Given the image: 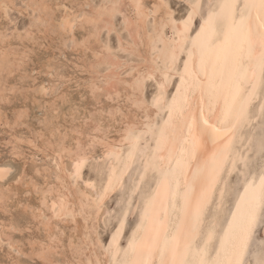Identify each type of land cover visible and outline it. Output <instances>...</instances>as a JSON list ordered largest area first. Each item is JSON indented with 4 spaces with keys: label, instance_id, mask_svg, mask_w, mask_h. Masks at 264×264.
<instances>
[{
    "label": "snow or ice",
    "instance_id": "obj_1",
    "mask_svg": "<svg viewBox=\"0 0 264 264\" xmlns=\"http://www.w3.org/2000/svg\"><path fill=\"white\" fill-rule=\"evenodd\" d=\"M167 7L165 0L151 5L105 0L96 16L84 18L91 25L104 24L88 39L99 38L101 31L115 39L102 41L106 55H97L88 79L78 83L83 89L79 99L60 97L68 105L64 118L70 123L53 133L55 142L48 144L52 167H45L44 183L31 181L39 207L27 209L56 241L54 232L63 235L59 225L88 224L93 209L111 193L120 194L115 213L120 227L107 247L95 226L75 243L69 237L73 264H82L78 258L88 248L93 255L99 250L114 257V264H240L260 219L264 164L250 173L249 153L264 161V0L209 3L207 19L199 31L192 29L195 36L188 21L181 30L163 17ZM192 8L203 18L205 5ZM157 14L160 21L154 23ZM59 27L70 32L76 24L64 19ZM88 39L71 42L87 47ZM124 69L130 82L121 74ZM157 74L158 91L149 99L145 84ZM45 75L49 82L37 89L42 96L56 93L64 79L54 59ZM23 117L21 112L17 120ZM206 145H211L207 155ZM228 160L234 170L243 166L244 191L230 218L218 223L222 208L217 202L206 221L216 177ZM93 172L99 182L90 179ZM205 174L206 185L194 191ZM35 175L41 176L39 169ZM129 215L139 222L127 247H121V232L127 236L125 229L132 226ZM253 257L264 264V241Z\"/></svg>",
    "mask_w": 264,
    "mask_h": 264
},
{
    "label": "clouds",
    "instance_id": "obj_2",
    "mask_svg": "<svg viewBox=\"0 0 264 264\" xmlns=\"http://www.w3.org/2000/svg\"><path fill=\"white\" fill-rule=\"evenodd\" d=\"M86 2L87 0H85V3ZM104 2L105 0H100V4L91 9L90 12L77 13L71 5L79 3V0H20L22 14L27 12L32 13L29 17L30 22L21 29L20 34L17 36V39L23 47L21 53L23 60L21 61L20 67L24 68L32 63V57L36 55L37 51H45L47 55L44 57L41 64V69L38 73H34L36 75H45L50 60L54 59L57 64L71 54L73 58L78 61L76 68L79 82L88 79V70L91 64L96 60L97 55L100 57L106 55L103 50L102 41L105 39L114 41L115 39L114 34L109 36L104 31L100 32L99 38L92 37L88 39L92 32L103 29L104 24L103 22H100L96 25H91L88 24L84 18L96 16L97 8H99ZM3 4L4 0H0V11L6 13L7 10L3 8ZM30 5H39L42 7L30 8ZM65 5H69V7H65ZM6 18V15L0 17V21H3ZM64 19L74 21L76 26L82 23L88 25L90 30L87 35L80 40H76L79 42L88 39L87 47L74 46L71 42L74 37L71 40L66 39V37L71 36L76 27L70 32L61 30L59 22ZM50 31L58 32L62 35V38H64L63 42L55 49L46 47V40ZM10 40L11 37L6 36L4 32H0V47L7 45ZM113 47H115V44H113ZM3 59L4 52L0 51V62H2ZM128 71V69H124L121 74L125 80L130 82L131 77L128 75ZM159 82L160 79L158 74L156 79L146 82L145 96L147 98L149 95L158 91L156 85ZM79 89L81 92L83 91L82 88ZM127 91L131 93L132 89L128 88ZM5 102L4 90L0 87V104ZM101 103L106 102L101 100ZM89 110H91V107ZM7 123L6 114L3 111H0V127L6 126ZM18 123L19 120L11 126L15 127ZM13 139H15V137H13ZM19 143H23V141H17L16 144H10L11 151L9 154L12 157L11 161L0 163V212L3 213L10 211V205H12L14 201H16V207H22L17 200V193L14 190L21 185L26 190L31 189V181H33L31 177H25L24 170L28 165V161L24 159L22 151L17 148V144ZM210 149L211 145H206L203 148L205 155H207V152ZM97 158L99 159V156ZM17 161L22 163L19 172L15 166ZM241 167L243 166L238 164L234 170L233 164L230 160L224 163L223 168L216 177L213 198L212 201H210L205 214V220L212 218L215 214L217 202L221 204L222 208V215L217 216V220L220 223H223L225 219L230 218V211L234 208L235 202L239 199L241 188L243 189V187L240 186V181L242 180L240 175ZM90 179L99 182L100 178L95 172H93L91 173ZM206 182L207 174L200 178L194 191H199L202 186L206 185ZM221 193L224 194L223 198H221ZM118 195L120 194L118 193ZM9 197H11V199ZM116 209L114 210L115 213ZM259 215L260 219L258 220L254 233L248 242L240 264H256V260L253 257V251L260 241H264V208L260 210ZM101 216H104L103 212H98L96 209H93V214L89 220L95 226L97 232L101 230ZM87 225L88 224H84L83 235L85 234V230L89 229ZM112 227H115V224H113ZM23 231L24 230L19 227L5 229L0 225V264H73V261L69 259L72 252L70 244L65 247L61 242V238L64 235L63 232V235H60L56 241L50 240L48 233L46 232L48 237L47 242L43 240L21 242L14 240L13 237L8 234L11 232H19L23 234ZM25 243L27 244V249L25 248Z\"/></svg>",
    "mask_w": 264,
    "mask_h": 264
},
{
    "label": "rangeland",
    "instance_id": "obj_3",
    "mask_svg": "<svg viewBox=\"0 0 264 264\" xmlns=\"http://www.w3.org/2000/svg\"><path fill=\"white\" fill-rule=\"evenodd\" d=\"M87 1H89V0H87ZM153 1H155V0H146V3L151 5V4H153ZM203 1L204 0H200V4H202ZM90 2L89 3L87 2V4H86L84 0H79V3L73 4L71 6H73L72 8H74L77 13H80V12H90L91 9L95 8L97 5L100 4L99 0H90ZM165 2L167 3L168 7L173 11V17L177 21L178 20H182V18H184L185 16H187L189 14L188 11H190L189 10L190 6H189V4H185V2L186 3L188 2V0L187 1L186 0H183V1L182 0H178V1L177 0H165ZM14 3H16V6L13 4V7L11 6L10 8H7L8 10L6 9L7 11L13 10V12H10V11L7 12L6 11V13H5L4 11H2V12L0 11V17L2 15H4V14L6 15V17L8 16L3 21H0V28H1L0 32H4L6 36L12 38V40H10L7 45H5L3 47H0V49H1L0 51L4 50L3 52H6V54L8 56V59L10 60V63L15 60V59L12 58L13 56L17 57L16 60L13 62V64L12 65L10 64V66H12L11 70L14 71V72L16 71V73L10 72L11 76H10L9 72H4L3 74H1L2 72L0 73L2 75V76L0 75L1 76L0 77V79H1L0 80V87H3V90L6 92V93H4V98H5L6 102L3 103V104H0V111H3L6 114V120L8 122L7 123L8 125L6 124L7 126L0 127V163L11 161L12 157L9 154L10 153V151H9L10 144H16L15 142H17L19 140L20 141L21 140L24 141V139H25V141H26L28 139L26 141L28 144H26V142H23V143H19L20 146L17 145V148L20 147L18 149L21 150L22 153L24 154V158H26L25 160L28 161V165H27V167L24 170L25 174H26L25 177L29 176L32 179L34 178V180L36 182H38L39 184H42V183H44V181L42 179V175H44V173H42V172L44 171V169H45L44 167L45 166L51 168L52 164H51L50 156L52 154L48 150L47 146H43L42 143L40 144L39 142H43V140L44 141L47 140L48 137H49L48 139L51 141L53 139V134L52 133L55 132V130H56V128L58 126L62 127L63 125L66 126L65 124L70 123V121L67 122L65 120V118H64V112L66 113L68 111V105L64 104V102L60 99V97H62L64 95H68L73 100H78L79 99L81 91L77 87V85L79 83L78 73H77V68H76V65H77L78 61L75 58H73V56L71 54H69L65 59H63L59 63H57V67L59 68L60 71L63 72V73L60 72V75L63 74V77L65 76L64 79L59 82L62 85V87H60L59 90L56 93H54V94H50L48 96L40 95L39 92L36 89H38L39 84H42V83H45V82H49V77L46 76V75H36L34 73H38L40 71L41 64H42V62L44 60V57L47 55V53L45 51H37L36 55L32 57V63L28 64L27 67H24V68L20 67L21 61L23 60V56L21 55V53L23 51V47H22L20 41L16 37L18 36V33L20 34L21 29H23L24 26L27 23L30 22L29 17L32 15V13L31 12H27V13L22 14V8L19 9L21 7L20 0H16V1L14 0ZM91 4H92V7L90 6ZM181 4L182 5L184 4V6H182ZM66 6L69 7V5H65V7ZM30 8H35V6H32ZM185 10H186V12H183ZM175 11L178 12V13H176ZM9 13H10V15H8ZM199 13H200V10H199ZM197 15L198 14L193 15L192 29L195 28L198 25V23H199L200 18H198ZM9 16H10L11 20L9 19ZM199 17H200V14H199ZM7 19H9V20H7ZM33 19H34V17H33ZM13 21H15V22H13ZM2 23L4 25H2ZM5 23H7V24H5ZM10 24H11V26H9ZM81 25H80V27L77 25L78 29L75 28L76 30H73L72 35L69 36L70 38L66 37V39L70 40V39H72L75 36L74 38L76 40H80L85 35H87L86 33H88V30H90L88 25L84 26V30H82ZM15 28H17V30ZM11 30H12V33H10ZM14 30H15V32H14ZM166 31H167V34L169 35L167 29H166ZM50 32H49L50 34H48V36H47L46 47H49L50 49H55L62 43L64 38L62 39V35L60 33H58V32H55L56 36L54 35V31H50ZM48 37H51V38L48 39ZM57 37H60V38H57ZM52 42H53V44H52ZM11 46H12L13 50L11 48L9 49V47H11ZM14 47L17 48V49H14ZM18 50H19V52H17ZM8 52H10L11 55ZM12 54H13V56H12ZM19 55H21V56H19ZM13 68L14 69L17 68V70H14ZM18 69H20V70H18ZM22 69H24V70H22ZM20 71H22V73ZM16 76H18V77H16ZM5 80H6V83H5ZM19 80H22V81H19ZM7 84L8 85L10 84L9 85L10 87H8V88H11V89L7 88ZM11 84L13 85V88L11 87L12 86ZM14 88H16V91H15ZM17 88H19V89H17ZM26 89L28 91H25ZM19 91H20L21 94H22V92H24V94L20 95ZM35 91H37V92H35ZM170 91H171V89H170ZM8 94H11V96L8 95ZM24 95H26V96H24ZM148 98L151 99V95H149ZM52 107H53V109H52ZM24 109H25V111H24ZM16 112H18V113L23 112L25 114H24V117H23L22 121L19 120V123L15 127H12L11 125L13 124V122L15 123L17 121L16 116L18 114ZM46 115H48V116H46ZM44 117H47V118H44ZM43 119H44V121H43ZM64 120H65V123L63 122ZM49 122H50V124H49ZM46 124H49L50 127H49V125H47V127H46ZM10 126H11L12 129L10 128ZM51 126L54 127V130H53L52 133H48L49 131L47 129H51ZM55 126H56V128H55ZM40 127H43V129L40 128ZM8 129H9V131H8ZM36 129H38V130H36ZM60 129H61L60 131L62 133L63 129L62 128H60ZM35 130L37 132H35ZM33 134L36 135V136L38 134L39 135L43 134L45 136L40 138L39 136L35 137ZM13 137H15V139H13ZM28 137H30V138H28ZM51 137H52V139H51ZM43 138H45V139H43ZM29 139H31L32 141L30 140L31 141L30 142ZM6 140L8 142L9 141H11V142L8 143ZM37 140L39 142H37ZM53 141L54 140H52V142ZM4 142H6V143L4 144ZM29 142H30V144H29ZM31 143H33V144H31ZM34 146H36V147L38 146V149H40L41 151L36 153L37 148H35ZM27 147H31V149L35 148L36 151L35 150H31L30 148H27ZM42 149L43 150L45 149L44 152H42ZM29 150H30V152H28ZM38 153H40V154H38ZM32 154H33V157H31ZM25 155H26V157H25ZM249 157H250L251 161L254 163V164L252 163L253 165L251 164L250 173H251V171L252 172H257L260 169L259 167H261L263 161H261L259 157H252L251 153H249ZM45 160H47V161H45ZM33 161H34V163H33ZM15 166H16L18 172H19V169L22 167V163L20 161H17ZM33 167H35V168H33ZM36 167H37V169L40 168L41 176H37L35 174L34 175L32 174V173H34L33 171L37 170ZM52 176H53V173H52V175H51V173L48 174L50 182H54ZM87 177H88V173L85 172L84 173L85 181H86ZM242 179H243V177H242ZM28 190L29 189L26 190L22 185L19 188L14 190L18 194L17 195V200L22 205V207H17L18 208L17 209L16 208V201H14L13 204L10 205V211H8L7 213L0 212V225H2L5 229H8L10 227V225H12L14 227H19L20 229L25 230V231H23V234H21L19 232L8 233L9 235L12 234L11 236L13 237L14 240H18V241H21V242H26V241H29V240H42L40 238L45 236V234H43L44 232H43L42 226L41 227H37V224H38L37 220L35 221L32 218L31 212L28 211L27 208H26L27 206H28V208H37V207H39V204L37 202L38 201V196L33 191H31V189H30L31 192L28 191ZM119 198H120V196L118 195L117 192L111 193L110 196L107 198V200L105 202H103L104 204H102V206H104L105 209L102 206L100 207V209L103 210V211L101 210L100 212H103L104 216H101V218H100L101 219V229L102 230H99L97 232V234H99L101 240L103 242H105V247L107 246V242L110 239L111 234L115 231V229H116V227L118 225L117 217H116V214H115L114 210L117 208V201L119 200ZM30 206H32V207H30ZM133 209L135 210V205H133ZM12 212H14V213H12ZM1 218H3V219H1ZM32 219H33L34 222L32 221ZM208 219H211V218H208ZM127 220L130 221V222H133L132 223L133 226H131L130 228L126 227L125 231H127V233H128L127 236H125L123 231H122V234H121V237H120V241H119L120 244H121V247H122V244L124 245L126 243V240H127L126 238H128L130 230L134 227V225H135V223L137 221V216L129 215ZM35 222H37V223H35ZM5 224L6 225L8 224L9 227L5 226ZM113 224H115V227H112ZM38 226H40V225H38ZM66 226L67 225H65V226L64 225H60L59 226L60 230L64 233L63 238H61V242L64 243V245H66L65 247L68 246L69 237H70V233H71V230H72L71 227H73L74 225L72 226L71 224L70 225L68 224V226L67 227ZM71 235H73V231H72ZM75 235L76 234H74V236ZM25 248L27 249V244L26 243H25ZM70 257H71V255L69 256V258Z\"/></svg>",
    "mask_w": 264,
    "mask_h": 264
},
{
    "label": "bare ground",
    "instance_id": "obj_4",
    "mask_svg": "<svg viewBox=\"0 0 264 264\" xmlns=\"http://www.w3.org/2000/svg\"><path fill=\"white\" fill-rule=\"evenodd\" d=\"M16 1V0H15ZM85 1V0H84ZM100 1V0H99ZM178 1V0H177ZM183 1V0H182ZM187 1V0H186ZM206 0H204L203 1V3L202 4H204L205 5V8H204V16H203V18L201 17V15H200V17H199V9H197L195 12L193 11V8H192V5L193 4H200V0H188V2L186 3L185 2V4H189V10L190 11H188V13L190 14H192V16H191V19L189 20V14L187 15V16H185L184 18H182V20H176V19H174V17H173V11L169 8V7H167V9L166 10H164V13H163V17L172 25V26H175V27H177V28H179V29H183L184 28V21H188V29H189V32H190V34L192 35V36H195V32H193L192 31V25H193V15H195V14H198L197 16H198V18H200V20H199V23H198V25L195 27V28H193V29H195L196 31H199V29H200V26H201V24H203L204 23V20H206L207 19V16H208V9H207V5L209 4V3H216L217 2V0H207L206 2H205ZM83 2V1H82ZM88 3L90 2V0L89 1H87ZM87 2H86V4H87ZM93 2V1H92ZM161 2V0H155V1H153V3H160ZM205 2V3H204ZM81 3V2H80ZM91 3V2H90ZM98 3V2H97ZM183 3V2H182ZM13 4L16 6V3H14V0H4V4H3V8L6 10L7 8H10L11 6L13 7ZM95 4V3H94ZM89 5V4H88ZM150 5V4H149ZM182 5V4H181ZM32 6H35V8L36 7H42V6H39V5H30L29 7H32ZM91 7H92V4L90 5ZM96 6V5H95ZM98 6V5H97ZM182 6H184V4L182 5ZM67 7V6H66ZM71 7H73V6H71ZM187 7V6H186ZM185 7V8H186ZM12 9V8H11ZM18 9V8H17ZM19 9H21V7L19 8ZM85 9V8H84ZM8 10V9H7ZM184 10V9H183ZM187 10V9H186ZM186 10L185 11H183V12H186ZM10 11V10H9ZM9 11H7V12H9ZM79 11V10H78ZM2 12V11H1ZM10 12H13V10H11ZM176 12V11H175ZM21 13V12H20ZM176 13H178V12H176ZM5 15V14H4ZM4 15H2V16H4ZM8 15H10V13L8 14ZM29 15V14H28ZM1 16V17H2ZM8 17V16H7ZM9 19H10V16H9ZM9 19H7V20H9ZM11 20V19H10ZM14 20V19H13ZM159 21H160V16H159V14H157V18L154 20V23H159ZM11 22V21H10ZM9 22V23H10ZM13 22H15V21H13ZM8 23V24H9ZM5 24H7V23H5ZM28 24V23H27ZM2 25H4L3 23H2ZM81 25V24H80ZM80 25H78L79 27H80ZM85 25H87L86 23H82V25H81V28H82V30H84V26ZM6 26V25H5ZM9 26H11V24L9 25ZM78 26H76V29H78L77 27ZM172 26H170V27H168L167 28V30H168V33H169V36H171L172 35ZM86 28V27H85ZM1 29V28H0ZM7 29V28H6ZM5 29V30H6ZM16 30H17V28H15ZM76 29H74V30H76ZM4 30V29H3ZM10 30V29H9ZM89 31V30H88ZM14 32H15V30H14ZM17 32V31H16ZM10 33H12V30L10 31ZM18 33V32H17ZM51 33V32H50ZM49 33V34H50ZM19 34V33H18ZM53 34V33H52ZM87 34V33H86ZM54 35H55V32H54ZM72 35V34H71ZM56 36V35H55ZM58 36V35H57ZM82 36V35H81ZM61 37V36H60ZM60 37H57V38H60ZM75 37V36H74ZM83 37V36H82ZM14 38V37H13ZM17 38V37H16ZM49 38H51V37H48V39ZM68 38V37H67ZM70 38V37H69ZM80 38V37H79ZM63 39V38H62ZM11 40H12V38H11ZM61 40V39H60ZM71 40V39H70ZM14 41V40H13ZM17 41V40H16ZM62 41V40H61ZM60 41V42H61ZM63 42V41H62ZM14 43V42H13ZM52 44H53V42H52ZM60 44V43H59ZM58 44V45H59ZM54 46V45H53ZM19 47V46H18ZM57 47V46H56ZM12 49V46L11 47H9V49ZM14 49H17V48H15L14 47ZM19 49V48H18ZM1 50V49H0ZM3 50V49H2ZM13 50V49H12ZM4 51V50H3ZM7 51V50H6ZM17 52H19V50L17 51ZM5 54H4V59H3V61L2 62H0V73L1 74H3L4 72H14V71H12L11 69V67L12 66H10V64L12 65L13 64V62L16 60V58L17 57H14L13 56V54H12V58L13 59H15L14 61H12L11 63H10V60L8 59V56H7V54H6V52H4ZM8 53H10V52H8ZM13 53V52H12ZM15 54V53H14ZM10 55H11V53H10ZM19 56H21V55H19ZM11 58V59H12ZM19 58V57H18ZM22 60V59H21ZM20 64V63H19ZM76 64V63H75ZM14 69V68H13ZM21 69V68H20ZM20 69H18V70H20ZM14 70H17V68L16 69H14ZM22 70H24V69H22ZM21 73H22V71H20ZM19 72V73H20ZM61 73H63L62 71H60ZM14 73H16V71L14 72ZM0 74V75H1ZM65 74V73H64ZM13 75V74H12ZM27 75V74H26ZM66 75V74H65ZM2 76V75H1ZM0 76V77H1ZM10 76H11V73H10ZM22 76V75H21ZM62 76H63V74H62ZM16 77H18V76H16ZM23 77V76H22ZM28 77V76H27ZM65 77V76H64ZM29 78V77H28ZM10 79V78H9ZM20 79V78H19ZM1 80V79H0ZM26 80V79H25ZM9 81V80H8ZM7 81V82H8ZM19 81H22V80H19ZM27 81V80H26ZM62 81V80H61ZM5 83H6V80H5ZM9 83V82H8ZM22 83V82H21ZM2 84V83H1ZM10 85V84H9ZM8 84H7V88L8 87H10ZM12 85V84H11ZM15 86V85H14ZM12 88H13V85L11 86ZM16 87V86H15ZM29 87V86H28ZM3 88V87H2ZM8 89H11V88H8ZM15 89V91H16V88H14ZM17 89H19V88H17ZM28 89V88H27ZM25 90V91H28V90ZM37 90V89H36ZM11 91V90H10ZM171 91L172 92H175V89L174 88H171ZM9 92V91H8ZM35 92H37V91H35ZM4 93H6L5 91H4ZM12 93V92H11ZM19 93H20V91H19ZM24 94V92H22V94L20 93V95H23ZM27 94V93H26ZM8 95H10L11 96V94H8ZM37 95V94H36ZM24 96H26V95H24ZM57 97V96H56ZM25 99V98H24ZM33 99V98H32ZM169 99H171V97H169ZM35 100V99H34ZM49 101V100H48ZM51 104V103H50ZM41 107V106H40ZM52 109H53V107H52ZM59 109V108H58ZM19 110V109H18ZM24 111H25V109H24ZM64 112V111H63ZM17 114H19L18 112H16ZM65 113V112H64ZM25 114V113H24ZM46 116H48V115H46ZM57 116V115H56ZM55 116V117H56ZM26 117V116H25ZM43 117V116H42ZM54 117V116H53ZM16 118H17V116H16ZM44 118H47V117H44ZM51 118V117H50ZM14 119V118H13ZM49 119V118H48ZM55 119V118H54ZM21 121H22V119H20ZM52 120V119H51ZM16 121V120H15ZM43 121H44V119H43ZM61 121V120H60ZM64 123H65V120L63 121ZM68 122V121H67ZM66 122V123H67ZM46 123V122H45ZM62 123V122H61ZM60 123V124H61ZM13 124H14V122H13ZM49 124H50V122H49ZM49 124H46V127H47V125H49ZM58 124V123H57ZM8 125V124H7ZM6 125V126H7ZM66 125V124H65ZM64 126V125H63ZM63 126L61 127L60 126V128H62L63 129ZM49 127H50V125H49ZM10 128H11V126H10ZM40 128H42L43 129V127H40ZM55 128H56V126H55ZM12 129V128H11ZM36 130H38V129H36ZM35 130V132H37ZM41 130V129H40ZM45 130V129H44ZM49 132L48 133H52L53 132V130H54V127H52L51 126V129H47ZM61 130V129H60ZM8 131H9V129H8ZM11 131V130H10ZM13 131V130H12ZM6 132V131H5ZM34 132V133H35ZM45 132V131H44ZM43 132V133H44ZM63 132V131H62ZM14 133V132H13ZM54 133V132H53ZM52 133V134H53ZM18 135V134H17ZM34 135V134H33ZM49 135V134H48ZM14 136V135H13ZM29 136V135H28ZM35 137H43V136H45V135H43V134H38L37 136L36 135H34ZM33 136V137H34ZM50 136V135H49ZM18 137V136H17ZM31 137V136H30ZM30 137H28V138H30ZM32 137V138H33ZM34 137V138H35ZM31 138V139H32ZM46 138V137H45ZM45 138H43V139H45ZM49 138V137H48ZM47 138V140H43V142H39L38 140H37V142H39L40 144L42 143V145L43 146H47L48 147V144H49V142H52V137H51V141L49 140ZM31 139H29V141L31 140ZM37 139V138H36ZM35 139V140H36ZM28 140V139H27ZM26 140V141H27ZM7 141V140H6ZM16 141V140H15ZM20 141V140H19ZM22 141V140H21ZM25 141V139H24V141L23 142H26ZM32 141V140H31ZM30 141V142H31ZM8 142V141H7ZM9 142H11V141H9ZM8 142V143H9ZM13 142V141H12ZM36 142V141H35ZM53 142H55V141H53ZM6 142H4V144H5ZM16 143V142H15ZM34 143V142H33ZM33 143H31V144H33ZM26 144H28L27 142H26ZM30 144V143H29ZM38 144V143H37ZM17 145H19V144H17ZM36 145V144H35ZM20 146V145H19ZM32 147V146H31ZM31 147H27V148H30L31 149ZM35 148H37V151L35 150V148H33V149H31V150H35L36 151V153L37 152H39V151H41L40 149H38V146L36 147V146H34ZM41 147V146H40ZM39 147V148H40ZM18 148H20V147H18ZM42 148V147H41ZM45 150V149H44ZM44 150L42 149V152H44ZM9 151H11V149L9 148ZM25 152V151H24ZM28 152H30V150L28 151ZM34 152V151H33ZM41 152V153H42ZM50 153H51V151H50ZM30 154V153H29ZM38 154H40V153H38ZM49 154V153H48ZM52 154V153H51ZM23 156H24V154H23ZM35 156V155H34ZM44 156V155H43ZM25 157H26V155H25ZM31 157H33V154H32V156ZM36 157V156H35ZM46 157V156H45ZM49 157V156H48ZM51 157V156H50ZM252 157H253V155H252ZM24 159H26V158H24ZM28 159V158H27ZM253 159V158H252ZM38 160V159H37ZM42 161V160H41ZM45 161H47V160H45ZM50 161V160H49ZM253 163V162H252ZM38 164V163H37ZM254 164V163H253ZM252 164V165H253ZM262 164H264V161L262 162ZM48 165V164H47ZM40 166V165H39ZM45 166V165H44ZM43 166V167H44ZM262 166V165H261ZM46 167V166H45ZM44 167V168H45ZM52 167V166H51ZM33 168H35V167H33ZM260 168V167H259ZM36 169H37V167H36ZM35 170V169H34ZM39 170H40V168H39ZM42 170V169H41ZM258 170V169H257ZM259 171V170H258ZM257 171V172H258ZM34 173H32L33 175L35 174V171H33ZM252 172V171H251ZM42 173H44V171L42 172ZM26 175V174H25ZM51 175H52V173H51ZM43 176V175H42ZM50 176V175H49ZM27 177V176H26ZM29 177V176H28ZM53 177V176H52ZM88 178V177H87ZM87 178H86V181H87ZM36 179V178H35ZM242 179V178H241ZM33 180H34V178H33ZM42 182V181H41ZM38 183V182H37ZM28 191H30V189L28 190ZM32 191V190H31ZM30 191V192H31ZM16 192V191H15ZM29 192V193H30ZM241 193H243V189L241 188ZM18 195V194H17ZM37 197V196H36ZM10 198V197H9ZM11 199V198H10ZM22 199V198H21ZM107 200V199H106ZM21 201V200H20ZM104 204V203H103ZM30 207H32V206H30ZM102 207H104V206H102ZM17 208V207H16ZM27 209H28V206L26 207ZM18 209V208H17ZM104 209H105V207H104ZM102 209H97V211L98 212H100ZM103 211V210H102ZM109 211V210H108ZM12 213H14V212H12ZM17 213V212H16ZM108 213V212H107ZM29 215V214H28ZM31 216H32V214H31ZM23 217V216H22ZM33 218V217H32ZM107 218V217H106ZM1 219H3V218H1ZM35 221H36V219H34ZM207 220V219H206ZM25 221V220H24ZM32 221H33V219H32ZM135 221V220H134ZM8 222V221H7ZM34 222V221H33ZM37 222H38V224H37V227H41L42 226V223L39 221V220H37ZM37 222H35V223H37ZM106 222V221H105ZM139 222V217L137 216V221H136V223H138ZM10 223V222H9ZM31 223V222H30ZM133 223V222H132ZM136 223H135V225H136ZM219 223V222H218ZM34 225V224H33ZM38 225H40V226H38ZM70 225V224H69ZM135 225H134V227L130 230V233H129V236H128V238H126L127 240H126V243L123 245L122 244V247H127V244H128V240H129V238L131 237V234H132V231H133V229L135 228ZM5 226H7V227H9L8 226V224L6 225L5 224ZM60 226V225H59ZM65 226V225H64ZM68 226V225H67ZM66 226V227H67ZM73 226V225H72ZM94 225L92 224V222L91 221H89V223H88V225H87V227L89 228V229H91L92 227H93ZM133 226V225H132ZM34 227V226H33ZM120 227V225L118 224L117 225V227H116V229L117 228H119ZM9 228H14V226H12V225H10V227ZM62 228V227H61ZM70 228V227H69ZM73 228H75L76 230H75V232H73V235H71V233H72V230H73ZM41 229V228H40ZM42 229H43V234H45V236L44 237H42V238H40V239H42L43 241H45V242H47V233H46V230H45V228L42 226ZM72 229V230H71ZM71 233H70V237H74V241H73V243H75L76 242V239H78V238H80L82 235H83V230H84V224H83V221H78L77 222V225H75V226H73V227H71ZM116 229H115V231H116ZM65 230V229H64ZM102 230V229H101ZM25 231V230H24ZM31 231V230H30ZM114 231V232H115ZM32 232V231H31ZM38 232V231H37ZM60 232H62L61 230H60ZM113 232V233H114ZM30 233V232H29ZM67 233V232H66ZM112 233V234H113ZM124 233V232H123ZM53 234H55V235H57L58 237L60 236V233H56V232H54ZM74 234H76L75 236H74ZM112 234H111V236H110V239L108 240V241H111V239H112ZM121 234H122V232H121ZM12 235V234H11ZM39 235V234H38ZM99 235V234H98ZM36 237V236H35ZM68 237V236H67ZM121 237V236H120ZM63 238V237H62ZM68 240V239H67ZM63 241V240H62ZM120 241V240H119ZM123 241V240H122ZM27 242V241H26ZM67 242V241H66ZM125 242V241H124ZM196 243L199 245L200 243H201V241L200 240H197L196 241ZM64 244V243H63ZM69 244V243H68ZM66 246V245H65ZM107 247V246H106ZM69 259H71L72 261L74 260V258H73V256H72V252H71V257L69 258ZM78 259H80L81 261H82V264H88V259H91V264H96V262H97V260H99L100 262H101V264H114V257H110V256H107V255H104L101 251H99V250H96V253H95V255H93V250L91 249V248H88L87 249V251L85 252V256L84 257H80V258H78Z\"/></svg>",
    "mask_w": 264,
    "mask_h": 264
}]
</instances>
